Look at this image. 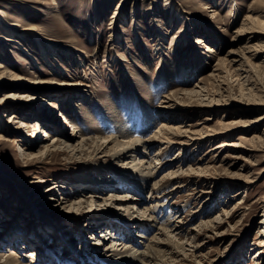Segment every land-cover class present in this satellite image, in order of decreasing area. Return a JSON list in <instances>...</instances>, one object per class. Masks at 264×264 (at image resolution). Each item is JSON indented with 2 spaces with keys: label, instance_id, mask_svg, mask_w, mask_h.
<instances>
[{
  "label": "rangeland",
  "instance_id": "374dc122",
  "mask_svg": "<svg viewBox=\"0 0 264 264\" xmlns=\"http://www.w3.org/2000/svg\"><path fill=\"white\" fill-rule=\"evenodd\" d=\"M2 22L9 38H0V264L11 252L19 264L125 261L179 217L193 230L177 237L187 256L171 264H264V0H0ZM42 49H53L58 61L51 65ZM203 84L201 95L178 94L172 113L204 138L183 148L148 144V163L160 157L151 183L181 162L185 172L194 169L182 178L188 185L161 199L147 237L133 229L138 242L127 239L123 258L114 256V223L100 218L126 214L108 201L92 205L95 187L77 180H110L113 174L96 172L95 163L108 168L111 160L62 146L37 155L54 140L43 128L65 138L75 126L78 140L81 133L120 136L130 126L134 137L149 139L168 116L159 109L166 97ZM36 113L53 123L36 122ZM153 113L157 121L145 130ZM224 141L236 145L217 149ZM134 160L132 154L114 164ZM114 188L96 189L100 200L126 191L144 200L139 210L153 200L151 185L149 199Z\"/></svg>",
  "mask_w": 264,
  "mask_h": 264
},
{
  "label": "bare ground",
  "instance_id": "6f19581e",
  "mask_svg": "<svg viewBox=\"0 0 264 264\" xmlns=\"http://www.w3.org/2000/svg\"><path fill=\"white\" fill-rule=\"evenodd\" d=\"M173 15H177L176 20H182V18L180 17L181 15H179V12L178 13L174 12ZM135 24L138 25L136 21H135ZM156 28L158 30V35L159 34L163 35L162 27L158 25ZM0 29L3 33V35L0 36V38H4L5 40L9 38L8 35L6 34V31L8 30L3 25V22L0 24ZM50 50L51 51H45L44 49H42L44 57L48 60V62L51 65H53L51 58L53 60H56V62L58 60L56 59L55 54L53 53L54 50L53 49H50ZM209 51L214 52V50L212 49H209ZM0 68H2V66H0ZM2 75L4 74L2 73ZM210 77L211 78L214 77V74L210 75ZM203 80H201V83L203 82ZM196 87H199V85H197ZM196 87L193 88L192 90L176 92L166 97L165 101L163 102L162 106L159 109L161 111L162 110L164 111V113L163 111L161 112L162 114H166L169 117L167 116L165 122L162 123L161 127L157 129L156 132L149 139L134 137L135 135L134 132L136 129L134 130L133 127H130V126H123V130L122 132H120L122 134H120V136L103 135V136H97V137H86L85 135L81 133V135L79 134L81 138L78 140L77 139L75 140L74 137H76V135L74 136L72 134L74 131H75L74 133L80 131V129L78 130L75 126L72 129L73 132L70 134L71 136L69 137L67 136L65 138L62 135L66 133H64L62 130H61L62 135L52 136L50 135V132H48L46 129L43 128V132L45 133V136H46L45 139L53 138L54 140L52 144H44L40 148L39 152L36 153L37 155L47 156L54 151L61 150V146H62L63 147L62 150H68L72 152L73 154H75V156L80 155L82 152H85L88 150V154H92V155L94 154L98 157L99 153H102L103 155H106L107 157H109V159L111 160V162H109L108 164H112V165H108L109 166L108 168H105V167L98 168L102 166L101 165L98 166V163H95L96 172L101 173V170L103 169V171H109V173L111 172L113 174V176L109 177L110 180L104 181V182L100 181V179L94 180L93 177L88 174L78 175L77 180L80 183H86V185L88 183L90 186L95 187V188H92L93 190L90 191L91 193L94 194L93 196H91L92 198L90 200L92 205L95 204L96 206V204L99 203V205L102 206V204H100L101 203L100 201H102V203L108 201V203L115 204L116 206H118V209L123 211L124 214H126V216L121 219L116 218L113 220L109 219L108 221H106L104 220L102 216L100 218L103 220V222L106 225H108L109 223L111 224L114 223L113 225L114 229L112 231L113 232L116 231V232L113 233L115 238H113L112 241H115L113 243H116L115 246H118L117 248L115 247V249H113L112 253L114 256L120 255L123 258L122 250L127 245L126 243L127 239H129L131 242H136V241L138 242V239H136L135 235L132 234L133 229L141 230L140 231L141 235L139 236L140 238L147 237L146 236L147 229L149 230L151 227L154 228L158 224L159 217L156 215V211L159 210L160 207H162L161 199L163 197H166L167 195L172 196L174 193L181 190L184 186L188 185V183L186 181H183L182 178L185 176L191 175L190 173L194 169L191 168L189 169L190 171L188 170L187 172H185L182 166H180L181 162L178 163V160H176L177 162H175L174 160L172 161V162L179 164L178 168L170 169L165 175L162 176V178H160L159 180H155L153 183H151V180L154 179V176H155L154 172L159 171L157 170L158 169L157 165L158 163H160L158 162L160 161V157L158 156L156 157L157 164L155 163L154 165L153 163H148V161L150 160L148 159L150 158V151L148 149L151 147L154 148L157 145L167 147V146H170L171 144L178 145L180 148H183L187 145H191L193 141L195 142L199 140L200 138L202 139L204 138L202 132L193 131L192 127H189L188 125L184 124V122L175 119V117H173L174 113H172L178 104L177 103L178 94L181 93V94H186L189 96L190 95L193 96V94L201 95L203 91H205L206 89L204 84L200 86L198 90L196 89ZM14 96L15 97L16 96L25 97L24 94H17ZM35 115H37L36 122H38L37 120H42V122L45 125L53 123L52 120L46 119L45 116L42 115L41 113L40 114L36 113ZM156 116H157L156 113L147 115V120L145 122V130L156 123L157 121ZM23 125H26V124L23 123ZM143 128L144 126L142 127V130ZM7 132L10 133V129H7ZM148 144H150L151 147H149L150 145ZM33 145L34 143L29 145V148H32ZM147 145L148 147H146ZM235 145H236L235 143H229V142L224 141V143L218 144L217 149H222L228 146L234 147ZM142 147L144 148L143 151L140 150V148ZM132 154H134L135 160L130 163L131 166L119 168L114 164V161L116 160H122L125 162V160ZM94 159L95 158L93 157V160ZM94 161L96 162V160ZM118 179L120 180L119 182H118ZM120 182H122L121 184H123V186L120 185L121 187L118 188L117 185ZM104 185H108L110 187L112 186L113 188L115 187L114 189H123V188L129 189V190L134 189L137 191V193H139V195L137 196H142V197H145L146 199H149V198L148 196H145L144 191L147 189H150V185H151V192L149 194H151L150 196L153 200L147 203L140 210H139V206H141L142 203H144V200H141V199L138 200L137 197L131 196L130 194H124L126 191L120 192V195L117 197L115 196V198H106L105 200H100L101 198L98 195V192L96 191V189ZM156 192L160 194L162 193V195L160 197H157V195H154V193ZM83 202L84 203L88 202V199L83 200ZM179 218L180 219L175 221L174 225H170L169 223L167 224L168 226L163 225L157 228L160 231L157 235H154L151 237V243L148 245L146 250L139 251V252L137 250L133 252L132 254H130L131 258L125 257V261H122V260L114 261L113 260L112 262L117 263V264H140V263L147 264L148 262L147 260L150 259L149 262L150 263L153 262L152 264H171L169 261L173 259H177V257L179 256H182V257L183 255L184 257L187 256L186 247L184 246L183 243H180L178 241L177 237L185 232L186 234L190 235L193 229L186 230L187 226L184 224V221L181 219V217ZM95 220L97 221L98 218H96ZM212 222H213L212 224H214V222L216 223L217 221L213 220ZM100 224L101 223H99V225ZM126 225H127V228H126ZM109 232L110 231H107V233ZM7 235L8 234L4 233V235L2 236L3 242H4L3 238L5 236L8 237ZM100 235H105V234L102 233ZM162 236L164 238H162ZM197 237L198 236L195 235L194 239ZM8 239L11 240L10 243L13 244L14 246L16 247L20 246L19 245L20 243L16 241V239H14L13 237L11 239L10 238ZM108 239L110 240L111 238H108ZM100 240L101 239L98 238V244L101 243ZM148 240L150 241V239ZM192 242L196 243V241H192ZM103 244L105 246V242H103ZM199 247L201 246L198 244L197 248ZM125 251L126 249L124 250V252ZM11 253L14 254L15 252H11ZM12 254H8V256L4 259V261L1 264H19L17 262V257L12 256ZM0 255L3 257V255H6V254H0ZM100 255H103V252ZM34 256H35V251L34 250L30 251L29 257L33 258ZM197 258H200V257L196 256V259ZM196 261H195L196 263H199L200 260L197 259ZM112 262L110 263L108 262V263L112 264ZM108 263H103V264H108Z\"/></svg>",
  "mask_w": 264,
  "mask_h": 264
}]
</instances>
